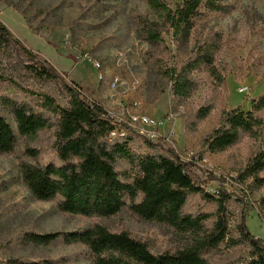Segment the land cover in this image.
Instances as JSON below:
<instances>
[{"label": "rangeland", "instance_id": "1", "mask_svg": "<svg viewBox=\"0 0 264 264\" xmlns=\"http://www.w3.org/2000/svg\"><path fill=\"white\" fill-rule=\"evenodd\" d=\"M164 1L172 8L181 2ZM230 4L233 7L229 13L202 8V21L195 35L219 45L215 55L218 77L205 68L194 71L197 87L190 98L180 101L169 79L158 74L154 60L162 58L169 67L182 65L198 50L196 37L182 51L170 31L164 33V46L149 45L139 38L135 24L138 17H155L146 0H0V23L22 43H14L8 50L0 47V115L17 133L13 152L0 153V259L93 264L89 248L68 242L65 236L95 224L112 232L126 231L145 242L155 254L176 252L204 241L205 235L214 231L220 213L219 202L202 194L189 195L183 212L203 219L198 236H193L178 233L166 224L143 220L130 210L128 197L126 206L111 217L62 212L60 197L52 201L34 198L22 181L20 166L62 164L56 148L58 118L45 113L54 123L52 128L33 136L21 135L5 99L29 103L42 111L39 105L44 95L63 106L68 105L69 96L59 81L40 79L27 68L30 62L22 47L52 64L62 79L78 86L90 101L103 105L117 121H128L133 113L149 117L153 121L147 126L150 137L125 130L131 137L130 149L136 154L154 155L172 149L183 160L198 156L193 171L208 193L221 197L220 181L215 177L226 180L223 184L231 195L225 205L228 238H238L236 227L246 215L249 231L264 239V214L259 211L264 187L257 188L252 179L240 178L249 161L264 152V132L258 137L243 135L237 144L218 153L210 152L203 143L220 126L223 112L238 106L251 109V101L264 94V0H231ZM96 62L101 64L100 69L94 65ZM115 79L118 81L114 89L111 84ZM205 107L210 108L209 115L198 118V112ZM258 115L264 119V109ZM118 136H111V140ZM145 139L158 146L151 148ZM115 169L124 182H131L136 172L125 158H117ZM53 233L60 236L48 244L29 237ZM227 242L205 249L206 264L250 260L247 245Z\"/></svg>", "mask_w": 264, "mask_h": 264}, {"label": "trees", "instance_id": "2", "mask_svg": "<svg viewBox=\"0 0 264 264\" xmlns=\"http://www.w3.org/2000/svg\"><path fill=\"white\" fill-rule=\"evenodd\" d=\"M230 1L181 0L172 8L164 0H146L149 8L155 12V17H138L135 23L136 34L149 45L164 46V33L170 31L173 42L182 51L196 37L195 33L202 21V8L229 13L233 7ZM195 40L198 50L182 65L169 67L162 58L154 60L158 74L169 79L174 96L180 101L190 98L197 87L194 71L205 68L211 75L217 76L215 55L219 45L216 41L202 37H196ZM14 43L22 46L21 41L14 39L7 27L0 23V47L8 50ZM22 48L30 62L27 68L40 79L59 81L69 96L68 105L63 106L50 95H44L39 105L42 111H36L29 103L5 99L21 135L33 136L39 131L52 128L54 123L45 113L58 118L56 148L62 164L48 163L40 166L22 163L20 166L22 181L34 198L52 201L60 197L59 209L62 212L111 217L126 206L128 197L131 201L130 210L143 220L166 224L178 233L193 236H198L203 219L183 212L189 195L202 194L219 202L220 213L214 231L206 234L204 241H196L176 252L155 254L145 242L132 237L128 232H112L101 224L68 233L65 236L68 242L88 247L93 255V264H206L203 257L205 249L228 240L229 245L245 244L250 248L248 262L233 263L264 264V239L255 237L249 231L246 215L242 216L236 227L238 238H228L229 220L225 205L231 195L225 190L224 178L215 177L220 181L218 192L221 196L215 197L202 187L198 175L193 171L198 156L183 160L172 149L156 155L134 153L129 147L131 137L125 130L137 133L126 123L113 118L103 105L90 101L78 86L62 79L48 61L37 59L26 47ZM251 102L250 110L238 106L223 112L220 126L204 138L207 150L212 153L223 152L237 144L243 135L258 137L264 132V119L258 115L264 109V94ZM209 113L210 108L205 107L198 112V118L203 119ZM114 132L115 136H119L111 140ZM121 132L124 134L121 135ZM145 140L151 148L158 146L151 139ZM16 143L15 129L0 115V153L13 152ZM117 158H125L135 167L131 182H124L120 178L115 169ZM240 178L252 179L257 188L264 187V152L257 153L249 161ZM259 207L260 213L264 214V197ZM250 209L249 206L248 211ZM59 236V233H53L31 234L29 237L38 243L48 244ZM0 264L54 263L50 260L8 258L0 259Z\"/></svg>", "mask_w": 264, "mask_h": 264}, {"label": "built area", "instance_id": "3", "mask_svg": "<svg viewBox=\"0 0 264 264\" xmlns=\"http://www.w3.org/2000/svg\"><path fill=\"white\" fill-rule=\"evenodd\" d=\"M94 65L96 66L97 69H100L101 67V64L99 62H96ZM102 78H103V75L100 73L99 79H102ZM117 81L118 80L115 79L112 82L111 84L112 88L115 89L117 87ZM243 90L246 91L247 87H244ZM118 121L126 123L127 126L130 127V129H132L134 132L138 133L139 135L150 137L148 136L149 134H148L147 128L153 124V121L149 117L142 115V114L133 113L129 115L128 121L127 120L123 121V119H120V118ZM120 134L123 135L124 132H121ZM112 135L115 136L116 133L114 132ZM233 264H242V263L237 262Z\"/></svg>", "mask_w": 264, "mask_h": 264}, {"label": "crops", "instance_id": "4", "mask_svg": "<svg viewBox=\"0 0 264 264\" xmlns=\"http://www.w3.org/2000/svg\"><path fill=\"white\" fill-rule=\"evenodd\" d=\"M248 110H250V109H248Z\"/></svg>", "mask_w": 264, "mask_h": 264}]
</instances>
